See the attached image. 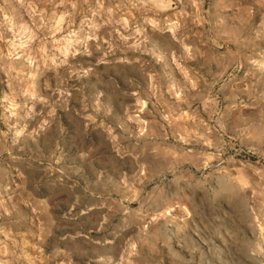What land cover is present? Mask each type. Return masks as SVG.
<instances>
[{
	"label": "rangeland",
	"instance_id": "374dc122",
	"mask_svg": "<svg viewBox=\"0 0 264 264\" xmlns=\"http://www.w3.org/2000/svg\"><path fill=\"white\" fill-rule=\"evenodd\" d=\"M0 264H264V0H0Z\"/></svg>",
	"mask_w": 264,
	"mask_h": 264
}]
</instances>
